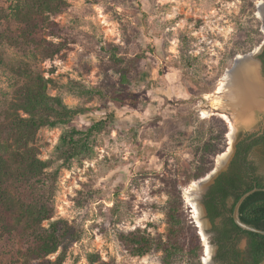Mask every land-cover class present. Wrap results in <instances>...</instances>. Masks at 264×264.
I'll return each mask as SVG.
<instances>
[{
	"label": "rangeland",
	"instance_id": "rangeland-1",
	"mask_svg": "<svg viewBox=\"0 0 264 264\" xmlns=\"http://www.w3.org/2000/svg\"><path fill=\"white\" fill-rule=\"evenodd\" d=\"M263 1L252 0V5L244 0H66L64 9L50 17L57 35L44 31L61 50L42 59L32 47L8 41L6 36L14 29L9 17L12 0H0V121L21 81L15 69L24 63L51 78L50 92L60 94L68 106L86 108L68 125L38 131L39 156L49 162L46 185L26 193L33 201H49L53 216L43 226L65 220L79 236L65 244L63 264H163L160 250L130 254L117 232L135 227L164 232L163 209L177 191L184 201L186 223L200 235L204 264L205 242L187 195L193 183L218 165L233 139L256 134L263 126L264 108L254 112L250 128L235 125L236 99L220 89L234 58L264 42L258 9ZM111 49L119 55L141 54L137 68L151 74V83L136 89L140 102L135 108L114 107L109 101L119 88L118 74L109 66ZM185 49L194 58L191 66L182 61ZM80 86L95 91L83 93ZM112 106L116 116L97 135L91 157L65 165L55 158L63 130L85 129L105 118ZM202 129L199 144L192 131ZM248 159L264 183L261 145L250 150ZM205 218L199 215L200 221ZM203 231L213 248L212 228L206 225ZM245 244V238L236 242L241 250ZM23 248L17 235L0 236V264H23L19 255ZM215 253L212 259L221 264ZM57 254L47 258L54 260ZM28 264L37 262L30 259ZM171 264L198 261L177 255Z\"/></svg>",
	"mask_w": 264,
	"mask_h": 264
},
{
	"label": "trees",
	"instance_id": "trees-1",
	"mask_svg": "<svg viewBox=\"0 0 264 264\" xmlns=\"http://www.w3.org/2000/svg\"><path fill=\"white\" fill-rule=\"evenodd\" d=\"M244 1L253 5L252 0ZM11 3L9 17L14 29L13 34L6 36L8 41L32 47L42 59L53 58L59 53V43L46 39L44 31L48 30L52 37L57 35L55 22L50 17L64 9L66 0H12ZM111 51L109 66L118 74L119 88L109 96V101L114 107L135 108L140 102L136 89L150 84L151 74L137 68L143 57L141 54L125 56L117 54L116 49ZM185 51L182 61L191 66L194 58L188 49ZM259 57L263 61L264 75V48ZM15 73L21 81L15 86L0 121V236L19 237L21 246L25 247L19 250L23 264H28L30 259L37 264H63L65 244L79 236L65 220L49 221L47 226H43V222L53 216L49 201H33L26 193H35L46 185L49 162L39 156L36 145L38 131L45 126L68 125L86 108L68 106L60 94H52V79L35 71L29 63L17 67ZM78 90L83 93L95 91L81 86ZM115 116L112 106L105 118L94 121L85 129L71 126L63 130L54 150L55 158L65 165L72 160L91 157L97 135ZM204 133V129L192 131L193 140L200 144ZM260 145L264 154V129L238 140L228 169L216 177L203 198L214 232L211 242L217 246L215 260L221 264H257L264 258V235L240 229L232 218L233 207L240 196L259 187L261 189L243 200L239 215L245 223L264 230V183L248 159L250 150ZM163 211L166 216L164 232H152L141 227L119 230V242L130 254L137 256L160 250L163 264H171L177 255H186L202 264L200 256L204 247L197 228L185 221L180 191L167 200ZM219 217L222 220L216 224ZM241 238L247 239L242 250L236 246ZM60 247L63 250L59 251ZM57 252L54 260L47 258Z\"/></svg>",
	"mask_w": 264,
	"mask_h": 264
},
{
	"label": "bare ground",
	"instance_id": "bare-ground-1",
	"mask_svg": "<svg viewBox=\"0 0 264 264\" xmlns=\"http://www.w3.org/2000/svg\"><path fill=\"white\" fill-rule=\"evenodd\" d=\"M220 89L221 91L224 90L223 93H225V95L232 96L233 99H236V105L233 106V110L236 112L233 120L236 119L242 122V124H245L244 127L250 128L254 120V112L264 108V83L257 73L256 61L253 59L243 58L236 63L232 70H228L224 74ZM202 114L205 115L207 112L202 111ZM232 127L233 125L231 123V128ZM229 147L231 148V145ZM225 154L219 156V159ZM195 184L196 183H193V186H195ZM188 194L187 199L190 201L195 212L197 225L200 227V233L203 241L205 242L206 255L204 257V262L206 264H212L209 258L212 253V247L208 243L207 234L203 231L204 223L199 219L201 211L197 201L198 197L193 196L191 193Z\"/></svg>",
	"mask_w": 264,
	"mask_h": 264
},
{
	"label": "water",
	"instance_id": "water-1",
	"mask_svg": "<svg viewBox=\"0 0 264 264\" xmlns=\"http://www.w3.org/2000/svg\"><path fill=\"white\" fill-rule=\"evenodd\" d=\"M259 12H260V16H261V20H262V24H263V28H264V1L259 5ZM264 48V42L256 49L244 53L242 55H237L234 58L233 61V65L230 69L228 70H232L233 67L235 66L236 63H238L240 60H242L243 58H248V59H253L254 61H256L257 63V73L259 75V77L262 79L263 83H264V75L262 73V61L260 59V54L262 52ZM227 70V71H228ZM230 107V105H229ZM231 109V107H230ZM232 110V109H231ZM233 111V110H232ZM235 111H233V116L235 115ZM245 125L242 124V122L238 121L235 119V125ZM247 128V127H246ZM235 144H236V140L233 139L232 143H231V148L230 150L219 159V163L218 165L208 174L206 175L204 178L199 179L196 181L195 186H193V188L190 189V192L193 196L198 197L197 201H198V205L201 211V215L202 216H206L205 220H204V228L206 227H211L212 223L210 221V219L207 217V211L206 208L204 206V203L201 202L202 196L207 192V190L209 189V187L214 183L216 177L223 171H226L228 169L229 163L233 157L234 151H235ZM261 188L259 187H254L246 192H244L240 198L237 200V202L235 203L234 207H233V212H232V218L234 223L242 230L245 231H251V232H255V233H259L264 235V230L263 229H259L251 224L245 223L244 221H242L240 219V215H239V207L241 205V203L243 202V200L250 194H252L253 192L259 190ZM206 233V232H205ZM217 249V246L214 245L212 248V253H211V258H210V262L212 264H219L216 263L213 259H212V255L215 253ZM204 264H206L205 262H203ZM257 264H264V258L262 260H260Z\"/></svg>",
	"mask_w": 264,
	"mask_h": 264
},
{
	"label": "flooded vegetation",
	"instance_id": "flooded-vegetation-1",
	"mask_svg": "<svg viewBox=\"0 0 264 264\" xmlns=\"http://www.w3.org/2000/svg\"><path fill=\"white\" fill-rule=\"evenodd\" d=\"M262 65H263V61H262ZM264 129V123H263V126H262V128H261V131ZM260 131V132H261ZM260 132H258V133H260ZM240 140V139H239ZM205 195V194H204ZM217 219H219V222L222 220V217H219V218H217ZM211 228H212V226H211ZM213 232V231H212ZM214 236V232H213V235H212V237ZM245 240H247V239H245ZM217 250V249H216ZM216 254V253H215ZM214 259H215V256H214Z\"/></svg>",
	"mask_w": 264,
	"mask_h": 264
}]
</instances>
